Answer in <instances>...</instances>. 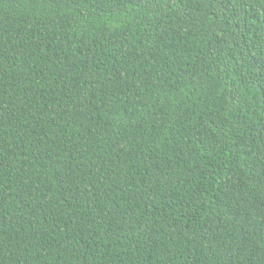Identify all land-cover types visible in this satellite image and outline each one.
<instances>
[{"label": "trees", "instance_id": "16d2710c", "mask_svg": "<svg viewBox=\"0 0 264 264\" xmlns=\"http://www.w3.org/2000/svg\"><path fill=\"white\" fill-rule=\"evenodd\" d=\"M0 264H264V0H0Z\"/></svg>", "mask_w": 264, "mask_h": 264}]
</instances>
